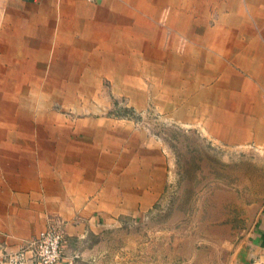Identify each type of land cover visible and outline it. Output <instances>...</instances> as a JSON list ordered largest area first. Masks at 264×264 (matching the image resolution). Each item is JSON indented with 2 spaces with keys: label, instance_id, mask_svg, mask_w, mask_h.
I'll use <instances>...</instances> for the list:
<instances>
[{
  "label": "crops",
  "instance_id": "crops-1",
  "mask_svg": "<svg viewBox=\"0 0 264 264\" xmlns=\"http://www.w3.org/2000/svg\"><path fill=\"white\" fill-rule=\"evenodd\" d=\"M164 12L181 16L184 36L198 24V41L160 26ZM2 15L0 43L13 66L0 69V264L50 221L64 232L59 264H123L125 220L154 208L166 186L164 154L137 144L130 152L121 135L98 134L111 122L92 115L79 119L86 134L76 135L62 112H47L48 95L109 94L96 85L106 77L135 78L142 89L144 61L166 64L210 84L194 108L213 139L264 144V0H0ZM65 108L102 109L88 101ZM245 207L251 256L264 259V202Z\"/></svg>",
  "mask_w": 264,
  "mask_h": 264
},
{
  "label": "rangeland",
  "instance_id": "rangeland-1",
  "mask_svg": "<svg viewBox=\"0 0 264 264\" xmlns=\"http://www.w3.org/2000/svg\"><path fill=\"white\" fill-rule=\"evenodd\" d=\"M180 20L179 15H159L160 26L173 32L180 42L185 37L192 45L200 38L199 26L191 23L196 29L184 36L178 31L182 28ZM3 33L0 30V36ZM223 33L235 38L239 32ZM2 43L0 69H6L13 66L7 62L13 54ZM181 50V46L176 48ZM227 63L239 68L230 59ZM142 65V89L135 78L124 81L106 77L96 85L109 94L47 96L51 108L47 112H62L76 135L86 134V123H77L83 116L105 118L111 125L96 127L98 134L110 130L111 135L123 137V145L130 152L137 144L166 157L167 180L160 202L147 213L125 220L128 254L123 264H247L253 258L254 240L245 237L253 226L245 206L264 202V144L213 139L202 114L194 108L199 106L194 99L210 84L205 79L180 78L179 71L173 66L166 70V64H158L156 69L145 61ZM52 67L53 63H47V74ZM131 67L133 63L126 64L125 75L130 74ZM38 97L30 96L31 102H38ZM82 101L100 104L102 109L65 108ZM55 123L52 119L50 125ZM53 132L48 123L47 135Z\"/></svg>",
  "mask_w": 264,
  "mask_h": 264
},
{
  "label": "built area",
  "instance_id": "built-area-1",
  "mask_svg": "<svg viewBox=\"0 0 264 264\" xmlns=\"http://www.w3.org/2000/svg\"><path fill=\"white\" fill-rule=\"evenodd\" d=\"M94 1V0H90ZM64 232L60 222L50 221L35 236L17 249L3 254V264H59L62 257ZM247 264H264V259L253 257Z\"/></svg>",
  "mask_w": 264,
  "mask_h": 264
}]
</instances>
